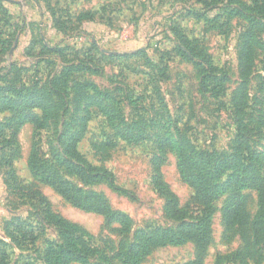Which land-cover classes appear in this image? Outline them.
<instances>
[{
    "label": "rangeland",
    "instance_id": "obj_1",
    "mask_svg": "<svg viewBox=\"0 0 264 264\" xmlns=\"http://www.w3.org/2000/svg\"><path fill=\"white\" fill-rule=\"evenodd\" d=\"M251 5L252 0H0V94L35 96L48 107L46 114L32 111L40 123L18 129L9 112L0 114V264H45L46 249L65 243L53 216L85 231L87 242L103 250L127 247L140 231L173 227L154 183L153 161L166 138H183L195 154L222 160L233 153L241 124L264 177V31L257 32L242 74L248 29L243 15ZM257 17L264 21V13ZM180 34L224 77L221 90L178 54ZM67 65L82 70L65 80L58 95L52 81ZM80 130L77 150L107 171L117 188L106 181L84 185L56 163L55 155L65 156L69 135ZM34 146L64 178L128 214L132 231L121 233L116 223L73 206L35 179L28 166ZM162 159V181L187 217L195 218L200 205L180 179L175 151ZM249 194L253 214L256 196ZM225 199L214 203L203 264H216L219 255L242 246V233L222 218ZM196 254L187 240L153 248L141 264H194ZM246 264H264V247L259 263Z\"/></svg>",
    "mask_w": 264,
    "mask_h": 264
},
{
    "label": "trees",
    "instance_id": "obj_2",
    "mask_svg": "<svg viewBox=\"0 0 264 264\" xmlns=\"http://www.w3.org/2000/svg\"><path fill=\"white\" fill-rule=\"evenodd\" d=\"M250 12L243 17L247 21L245 41L242 53L243 76L247 75L251 60V53L257 32L264 31V21L259 19L264 13V4L259 0H252V5L246 7ZM238 12V11H236ZM241 13V12H238ZM83 17H90L89 14ZM177 52L180 56L189 59L203 74V81L214 83L219 90L223 87L224 77L214 71L210 60L198 49L196 43L187 36L180 34ZM82 70L81 66L67 65L52 81V88L60 95L61 86L74 72ZM246 81L242 83L241 92L245 93ZM34 109H40L46 114L47 105L35 96H13L0 94V114L9 112L11 122L16 129L25 123L38 124L39 116L33 114ZM84 131H76L69 135L65 156L55 155L56 163L67 172L78 176L84 185L97 181H106L117 188L110 174L88 162L77 150V144L83 137ZM160 156H157L153 165L156 170L155 186L164 197L163 212L170 220L175 221L173 227L154 228L140 231L134 240L119 250L90 245L87 233L68 221L51 217L52 222L65 237V243L49 246L44 255L45 264H70L79 261L82 264H141L143 257L150 251L162 245H180L187 240L193 241L197 254L194 264H203L204 252L209 244V220L213 212L214 203L226 196L222 209V218L228 228H238L242 233V246L229 255H219L216 264L222 259H235L246 264L250 261L259 263L263 257L264 247V177L260 161L251 156L248 142L243 137V128L240 124L238 137L233 153L227 159H215L212 154L207 156L195 154L189 143L183 138H166L160 143ZM168 151H175L180 179L190 186L194 197L200 205L199 213L195 218H188L187 212L180 207L177 196L169 190L162 181L159 173L162 157ZM28 166L35 179L49 185L73 206L103 215L108 221L116 223L121 233L132 231L133 221L128 214L112 208L109 201L99 192L76 186L64 178L59 170L48 160L41 157L40 149L34 146L28 157ZM252 192L256 196V210L249 211ZM105 248V247H104Z\"/></svg>",
    "mask_w": 264,
    "mask_h": 264
}]
</instances>
